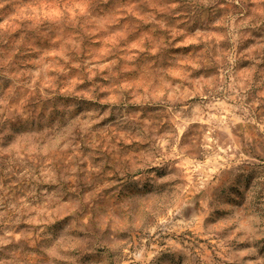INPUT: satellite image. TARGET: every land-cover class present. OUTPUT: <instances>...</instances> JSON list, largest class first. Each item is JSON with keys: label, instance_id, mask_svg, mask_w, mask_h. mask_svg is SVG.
<instances>
[{"label": "rangeland", "instance_id": "374dc122", "mask_svg": "<svg viewBox=\"0 0 264 264\" xmlns=\"http://www.w3.org/2000/svg\"><path fill=\"white\" fill-rule=\"evenodd\" d=\"M0 264H264V0H0Z\"/></svg>", "mask_w": 264, "mask_h": 264}]
</instances>
